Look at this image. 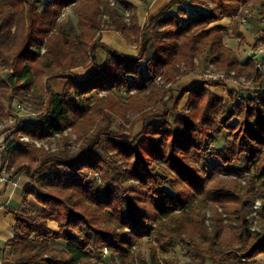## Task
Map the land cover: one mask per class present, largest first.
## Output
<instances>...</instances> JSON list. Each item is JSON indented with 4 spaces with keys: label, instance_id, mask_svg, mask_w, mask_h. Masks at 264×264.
I'll return each instance as SVG.
<instances>
[{
    "label": "trees",
    "instance_id": "trees-1",
    "mask_svg": "<svg viewBox=\"0 0 264 264\" xmlns=\"http://www.w3.org/2000/svg\"><path fill=\"white\" fill-rule=\"evenodd\" d=\"M253 1L264 16V0H173L141 27L137 7L123 0H48L41 8L40 0H0V116L9 118L13 102L27 94L37 113L18 122L1 153L3 167H14L9 179L22 172L33 179L23 206L9 209L16 236L2 264H98L94 259L106 250L114 264H149L144 245L156 257L168 256L186 236L209 244H192L194 260L220 263L229 253L215 248L229 229L248 262L264 255V229L252 231L247 198H264V73L253 61L242 66L224 42L225 29L211 27L232 18L242 45L240 19ZM67 8L76 12V26L61 20ZM106 29L120 32L139 55L103 43ZM99 49L108 54L103 65ZM197 61L261 86L233 89L223 99L210 89L223 83L202 80L175 99L173 86L195 72ZM83 66L94 71L81 80L69 75ZM5 70L11 72L3 77ZM53 79L67 80L63 93L45 83ZM129 113L143 122L136 136L123 125L113 130L115 116ZM67 128L84 139L77 155L34 144ZM219 136L224 144L216 148ZM206 156L218 159L210 175L199 167ZM204 207L213 210L212 230ZM194 208L199 211L189 221L185 215ZM260 209L264 218V203Z\"/></svg>",
    "mask_w": 264,
    "mask_h": 264
},
{
    "label": "rangeland",
    "instance_id": "rangeland-1",
    "mask_svg": "<svg viewBox=\"0 0 264 264\" xmlns=\"http://www.w3.org/2000/svg\"><path fill=\"white\" fill-rule=\"evenodd\" d=\"M47 1L48 0H40L39 7L41 8L44 5V3ZM257 6H258V4L256 3V1H253L246 7V9L244 10V16L242 18L246 17L247 23H243L242 18H241L240 19L241 24H244V25L248 24L249 17L255 16V15H258L259 18H261V20H264V16H263V14H261L259 12V10H257ZM61 20L67 21L73 26H76L77 23L79 22L78 17L76 15V12L72 8H67L64 10L63 15L61 17ZM261 38H264V31L262 34H260L259 38L257 39V43H256L255 50H254L255 53H256L257 46L261 43L264 44V41H262ZM45 50L46 49L41 50L42 53H45L46 52ZM210 65H211V63L208 62L207 66L209 67ZM204 69H205V67H204ZM204 69L198 70V72L199 71L201 72L200 76H201L202 80H203L202 72L204 71ZM196 70H197V68L195 69V71ZM229 71H231V70H227V72H229ZM10 72H11L10 70H5L4 72H2V76L6 77L7 74ZM69 75L73 76L72 71L69 72ZM48 82H49L48 80H45V83H48ZM231 82L234 84H238V85L242 86V88H251V87H253L252 83H255V82H253V80H247L245 77L236 78V75L228 76L227 81L221 82V83H223V85H225V84H229ZM248 82H251V84L249 85ZM131 93H135V91H133ZM101 95H106V93H103ZM168 96L170 97L171 94H169ZM179 96H177V98ZM183 99L180 103V108H183L187 103ZM19 102L25 103L26 107L28 108V110L26 112L23 113L22 111H20L18 109ZM173 105H174V102L169 103L170 107H173ZM12 108H13V114L9 118H3L2 116H0V137L3 136L6 132L10 131L11 129L19 126L18 125L19 121L24 120V119H27V120L32 119L33 120L35 118V115H37V113H35V104L31 98L30 94L25 95V98H23L22 101L19 99H16L12 104ZM28 116H31V117H28ZM173 117L174 116H172V118ZM141 122L142 121H140V116H138L136 113H129L126 118L115 116L113 130H119L120 126L123 125L127 129V131L131 132L134 136V135H136V132L138 130H140ZM21 140H22V138H21ZM29 140H30V141H28L29 143H33V141L31 139H29ZM83 141H84V139L82 136H80L72 128H67L64 130L63 134H58L56 136H52L49 139L44 140V143L47 144L48 146H50L51 148H53V147L55 148V151L50 150L49 152H60L63 149H68L72 155H77L79 153V150L81 148ZM25 142H27V141H25ZM223 144H224V137L219 136L217 142L214 143V146L216 148H221L223 146ZM40 148H44L45 150H47L45 147H40ZM2 151L3 150L0 151V161L3 163V160L1 157ZM217 163H218V159L216 157L206 156L199 163V167L202 170H204L208 175H210L213 172V168ZM5 166H6L5 168H7V170L9 172L10 171L12 172L14 170V167L10 166L9 162L6 163ZM236 166H238L240 168L244 167V162L236 163ZM223 177L226 180L238 181L240 184L242 183V186H246V184H247V181L243 177H237L236 178V177L229 176V175H224ZM128 184H132V183L128 182ZM168 188L171 189L170 187H168ZM247 198H248V200L251 201L249 216H252L254 219L251 229H252V231H262L264 229V218H262L260 216V210H261L260 208L262 207V205L256 211V214H253V205L256 201H260V203L263 204L264 198H262V199L261 198H254L252 196H249ZM196 211L198 212L199 209H197ZM196 211L194 208L193 211H191L193 213H190V214L187 213L185 215L186 219H188L189 221H192L191 218L192 217L195 218V212ZM200 212L202 215L203 214L205 215L206 225H208L210 227V230H212V224H213L212 222L213 221L211 219H212V215H213V210L210 207H204L201 209ZM226 223L229 224V220L225 221V224ZM191 224H194V223H191ZM186 239H187V243L180 241L179 244L177 246H175V249L172 250L168 256H165V255H157V257L154 256L152 249L149 245H144L141 248V252L146 257L149 264H168L167 259H176V260H178V262L180 264H264V255L258 256L256 258V263H250L245 258L242 257L241 253H238L239 245L236 244V240H235V238H233V235H232V232L230 231V229L228 231H224L222 233L220 243L215 248L216 252L229 253V254L224 255L221 258L220 263L218 261H217L218 262L217 263L212 259H206L203 262L194 260L192 253H191V251H192L191 249H195V245H192V244L196 243L197 245L203 246L205 249H209V244L201 238H198V237L195 238V236H191V237L186 236ZM148 242H153V241H152V239H149ZM58 245L62 246L63 244H62V242H60V243H58ZM110 256L111 255H110L109 251H105V254L100 256L98 259H94V260L98 261V264H114L112 261V257H110ZM135 264H138V263H135Z\"/></svg>",
    "mask_w": 264,
    "mask_h": 264
},
{
    "label": "crops",
    "instance_id": "crops-1",
    "mask_svg": "<svg viewBox=\"0 0 264 264\" xmlns=\"http://www.w3.org/2000/svg\"><path fill=\"white\" fill-rule=\"evenodd\" d=\"M130 4H133L138 9V19L141 27H144L148 20L155 17L162 12L164 7L168 6L173 0H123ZM187 7V10L195 9L193 7ZM177 8L173 10L176 12ZM258 14V13H257ZM232 18H224L221 21L214 22L211 27L221 26L225 29L224 31V42L225 44L234 50L237 54L239 62L242 66H246L250 61L256 62L260 58L259 54L254 52L257 39L260 34L264 31V20H261L258 15L249 17L248 24H240V31L245 36V42L241 45L240 39L235 37L232 33ZM102 42L110 46L123 54L128 56L136 57L139 55V48L132 45L126 41L120 32L106 29L101 33ZM153 52V51H152ZM152 54V53H151ZM151 56V55H150ZM108 58V54L103 50H98V60L101 65H103ZM204 59V58H203ZM209 59V58H208ZM204 61V60H203ZM210 61V59H209ZM199 62V61H198ZM199 69H204V66H199L197 70L183 78H181L174 86L173 94L175 99L181 94L182 89H187L194 87L199 84L202 79L200 76ZM94 71V67H79L72 70V77L77 80H81L86 76L90 75ZM48 84L57 92L63 93L67 80L65 79H53L49 80ZM253 87L250 89L254 90L259 88L261 84L252 83ZM210 89L219 97L223 99L228 98L229 91L235 89H242V86L234 83L225 84L222 86H211ZM178 94V95H177ZM189 94L184 96V101H188ZM143 129V122H141L140 130L136 132L139 134ZM134 135V136H136ZM6 167V166H5ZM3 167V163L0 161V175L7 168ZM8 172V170H7ZM10 172H8L9 175ZM33 184V179H31L26 173L22 172L18 174L14 179H9V177L0 180V264H2L3 259L8 257L11 252V247L8 243L16 236L15 232V217L9 211V209H19L24 202V190ZM51 228L57 230V224L51 223Z\"/></svg>",
    "mask_w": 264,
    "mask_h": 264
},
{
    "label": "built area",
    "instance_id": "built-area-1",
    "mask_svg": "<svg viewBox=\"0 0 264 264\" xmlns=\"http://www.w3.org/2000/svg\"><path fill=\"white\" fill-rule=\"evenodd\" d=\"M112 5L115 4V0H111ZM108 18V17H105ZM124 22L130 26L131 21L129 18V15L127 14L125 16V18L123 19ZM242 22L243 23H247V18L244 17L242 18ZM256 54L260 55V58L256 60V69L261 71L262 73H264V44H259L257 46L256 49ZM198 63V61H197ZM233 76L236 75V72L234 70H231L229 72H227V70H219L216 67H214L212 64L208 67H206L204 69V71L202 72V76H203V80L209 83H221V82H225L227 81L228 76ZM249 85L251 84V82H248ZM18 109L20 111H22L23 113L26 112L28 110V108L26 107L25 103L21 102L18 104ZM58 135V134H57ZM56 136V135H55ZM22 141H30L27 137H22ZM34 143L38 146V147H45L48 151H55V148H51L50 146H48L47 144L44 143V141L42 142H38V141H34ZM5 149V146L0 148V151ZM9 172V171H8ZM7 170H4L1 175H0V180H3L4 178L7 179V177H9ZM261 203L260 201H256L253 205V214H256V211L261 207ZM107 251V250H106Z\"/></svg>",
    "mask_w": 264,
    "mask_h": 264
},
{
    "label": "water",
    "instance_id": "water-1",
    "mask_svg": "<svg viewBox=\"0 0 264 264\" xmlns=\"http://www.w3.org/2000/svg\"><path fill=\"white\" fill-rule=\"evenodd\" d=\"M19 126L11 129L10 131L6 132L3 136L0 137V148L4 147L6 145L7 139L9 136L14 133Z\"/></svg>",
    "mask_w": 264,
    "mask_h": 264
}]
</instances>
